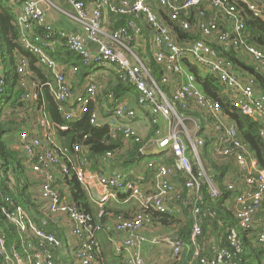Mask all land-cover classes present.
<instances>
[{"label": "built area", "instance_id": "1", "mask_svg": "<svg viewBox=\"0 0 264 264\" xmlns=\"http://www.w3.org/2000/svg\"><path fill=\"white\" fill-rule=\"evenodd\" d=\"M5 2L9 0H4ZM14 2L16 0H10ZM16 23L19 42L24 49L36 55L38 63L49 73L44 85L65 120L84 113L90 103L95 108L90 117L93 125H107L113 136L122 135L123 150L139 146V153L156 157L146 162L149 178L144 186L139 181L129 180L125 173L112 170L113 153L106 152L102 160L104 170H97L87 158L85 149L76 145L75 153L82 154L76 163L67 165V148L59 144L54 129L44 111L39 109V119L29 128L18 133L17 145L27 156L26 164L33 173L42 176L36 203L46 212L42 225L67 224V234L74 244L72 255L76 264H106L96 257L100 248L97 233L112 229L125 251L124 264H160L157 257L146 261L143 249L146 245L168 243L171 246V262L177 261L181 246L168 237L147 236L151 216L140 211L131 219L115 217L106 224L92 222L91 216L68 203L54 188V174L74 177L89 193V197L102 208L109 197L118 191L127 193L142 209H152L160 214H173L180 208V201L191 205L193 216L199 213L198 202L203 194L218 197L220 191L213 170L204 164L203 155L208 154L217 162L232 160L236 172L228 174L224 185L233 191L230 201L235 206V216L245 230L255 228L257 213L264 199V170L246 145L238 138L236 127L229 122L219 102L208 96L199 86L196 75L190 71L186 61L194 66L200 78L210 76L217 80L222 93L228 96L234 108L252 117L259 124L258 134L264 139V93L253 85L221 52L202 39H186L179 42L173 28L162 18L177 21L180 28L189 32L200 31L221 44L232 38L238 52L248 55L264 69V53L255 46H240L242 20L235 19L232 30H219L218 24L209 19L197 21L193 18L200 5L208 9L222 8L230 18L235 16L233 7L223 8L229 1H239L259 16L264 13L259 6L262 0H62L65 6L53 3L68 20L79 25L80 31L67 32L52 28L46 20L39 1L18 0ZM41 1V0H40ZM49 1V0H42ZM9 3V2H7ZM162 11V15H161ZM122 14L144 20L150 33L143 31L139 20L133 18L120 26H113L108 15ZM39 27L44 34L37 33ZM90 40L97 45L93 52L86 46ZM63 42L66 49L80 57L88 73L80 84L75 82L79 67L56 61L45 50L47 45ZM240 47L243 48L240 50ZM17 57L16 73L23 88L21 98L32 106L40 92L35 81L29 80L28 60ZM162 68L157 76L150 67L149 58ZM113 69L118 79L129 85L128 97L114 98L112 93L98 99L100 85L92 72L94 67ZM107 69V70H108ZM3 76L0 66V91ZM136 101V107L131 105ZM142 121L148 128L145 139L137 133L133 124ZM189 123L190 126H186ZM64 124L60 129H66ZM209 139L206 143L205 138ZM61 154V155H60ZM159 160V161H157ZM72 172V173H71ZM6 200H8L6 198ZM6 222L14 224L36 242H27L31 252L29 264H53L43 252L45 247H59L62 242L51 232L33 222L26 211L13 203L0 205V254L10 264H22L14 250L7 248L4 230ZM112 226V228H111ZM201 230L198 220L190 233L193 257L200 264H232L233 255L220 250L216 258L200 256L202 246L197 242ZM231 245L238 249L237 238L229 235ZM256 242L264 245V222L255 233ZM189 264V263H187Z\"/></svg>", "mask_w": 264, "mask_h": 264}, {"label": "trees", "instance_id": "2", "mask_svg": "<svg viewBox=\"0 0 264 264\" xmlns=\"http://www.w3.org/2000/svg\"><path fill=\"white\" fill-rule=\"evenodd\" d=\"M227 7H233L235 16L230 18L222 8L211 10L203 4L200 5L198 10L205 11L206 17H202L196 9L193 18L197 19V21L211 19L218 24L219 30L226 29L230 31L235 19L242 20L243 28L240 46L244 44L252 45L264 53V13L255 16L246 4L239 1H229L223 6L224 9ZM259 8L264 10V0H262ZM131 18L136 21L139 20L138 22L142 26L143 31L150 33V29L142 19L114 13L108 15V21L113 23V26L123 25ZM162 18L173 28V32L179 42L186 39L205 40L219 50L221 55L235 66L236 70L247 77V80L256 91L264 93L263 67L252 61L250 56L238 52L239 49L236 50L232 45L231 37L223 45L203 35L200 31L189 32L183 30L177 21H170L168 16L163 17L162 15ZM35 31L44 34L39 27ZM55 43L57 45L58 41ZM242 49L240 47V50ZM48 53L61 63H70L78 66L77 77L79 82H83L84 75L88 73V70L83 66L79 56L63 46H57L55 53L52 51H48ZM16 56L27 58L30 72L28 79L38 84L37 89L40 92V96L32 106H29L21 98L23 88L19 85V75L16 73ZM149 60L152 70L157 76H160L162 68L151 57ZM186 63L190 71L196 75L200 88L212 99L219 102L229 122H232L236 127L238 138L257 159L260 168L264 170V139L258 134V122L233 107L228 96L222 93L221 86L215 78L210 76L205 79L200 78L196 68L187 61ZM0 66L3 76L2 90L0 91V205L10 206L11 203L19 205L38 226H41L46 231H57L56 227H52L50 221H47L46 226L42 225V219L46 218V212H43L40 209V205L36 203L42 176L32 172L26 164L27 156L17 145L18 133L29 128L33 123L32 121H38L41 107H44L59 144L68 150L67 155H62L65 156L67 165L71 166L82 156V154L75 153L73 150L76 145H80L81 148L85 149L87 158L93 161L91 167L97 170H104L105 162L102 158L106 152H111L114 154L113 159L110 161L111 168L123 171L129 180H137L131 169H133L132 165L138 163L143 157L141 154L138 155L139 146L133 145L123 150L122 135L116 133L113 136L111 129L107 125H93L90 122V117L95 108L94 103H90L84 113L68 121L58 111L56 103L44 85L45 80L49 78V73L43 65L38 63L36 55L26 51L20 44L16 16L4 0H0ZM107 73L108 75L101 73L97 77L98 80H107L105 86L102 87L103 91L98 95V99H104L109 93H112L114 98H123L127 95L130 91L129 85L118 79L113 69H108ZM64 124L67 128L64 130L60 129V126ZM204 138L206 143H208L209 139L207 137ZM203 159L204 161L206 160L207 165L213 170L214 179L218 184L220 193L218 197L213 199L204 193L202 201L197 204L199 213L196 217L191 213V205L182 201L179 203V210L173 214H160L152 209H142L138 204L130 214H127L124 209L117 207L109 208L107 206L99 208L89 201V193L74 177L72 172L69 176L54 174L55 182L51 186L68 203L89 214L93 223L106 224L118 216L122 217V219H131L140 211H146L151 216L150 228L153 229V227L161 225L172 228L175 231L177 238L175 243L181 246V251L177 261L172 262L173 264H200L199 259L193 257V248L190 242V233L196 220H198L201 230L200 235L197 237V242L202 246L200 256L216 258L220 250H225L234 256L232 264H264V245L255 240V233L258 228L245 230L239 226L235 216V206L230 201L233 191L224 185L228 174L233 173V170L236 172V168H230L234 166V163L230 159L227 162H217L218 160H214L208 154H204ZM145 169L144 174L146 175L149 173V169L147 166ZM128 196L127 193L117 192L119 199H124ZM260 208L261 210L257 213V217L260 215L259 217L263 218L264 199L261 201ZM4 230L7 237L6 247L9 249L14 248L15 254L20 258L22 264H29L31 252L27 248V242L34 243L37 238L35 236H26L14 224L8 222H6ZM58 234L55 236L60 239V233ZM230 234L237 238L238 249H235L228 240ZM158 236H160V231ZM63 249L69 251L65 242H62L59 247L47 246L43 249V252L47 254L53 264H71L63 257L61 253ZM101 253L99 248L96 257L105 260L106 264H113L111 261L102 258ZM221 261L228 264L224 259ZM0 264H10L6 261L3 254H0ZM72 264H76L75 261ZM115 264L123 263L118 261Z\"/></svg>", "mask_w": 264, "mask_h": 264}, {"label": "crops", "instance_id": "3", "mask_svg": "<svg viewBox=\"0 0 264 264\" xmlns=\"http://www.w3.org/2000/svg\"><path fill=\"white\" fill-rule=\"evenodd\" d=\"M33 1H39L41 4V7L43 8L44 12H45V16H46V20L47 23L54 29L56 30H64L67 32H78L80 31V27L78 24H76L74 21H70L68 20L62 13H60L54 6H52L50 3H53L59 7H63L65 6V4L63 3L62 0H49V1H40V0H33ZM9 3H7L9 5V7L12 9L14 15L16 16V10L17 7L20 6V1L16 0L14 2H11L10 0L7 1ZM57 46H64L63 42H58V44L56 45H47L46 47V51H52V52H56L57 51ZM97 46L95 45V47L90 48L93 52H95L97 50ZM57 61V60H56ZM59 62V61H58ZM70 64V63H68ZM104 73V72H101ZM104 75H108V73H104ZM107 79V78H106ZM107 80L104 79V81L101 80H97V82H99L100 85V92L103 91L102 87L105 86V84ZM75 82H77L78 84H80L81 82H79V78L76 77L75 78ZM124 97H128V95H125ZM131 105L133 106H137L136 105V101L131 100ZM134 129L138 132L139 135H141L143 138H147L148 137V128L146 127V125H144V123L141 121H137L133 124ZM159 161V160H157ZM225 162L229 161V160H224ZM231 169L236 168L235 165L233 167H230ZM113 170V169H112ZM117 170V169H114ZM119 172L124 173L123 171L117 170ZM131 171L134 172L135 176L137 177L136 181H139V183H141L143 186L145 184H147V179L149 178L148 176H146L144 173L146 171V169H140V168H133L131 169ZM37 199V196H36ZM37 201V200H36ZM89 201L97 206L94 201L91 200V198L89 197ZM129 204L130 208H129ZM109 206V208H120V209H124L125 211H127V214H130L131 212H133L134 208H136L138 205L137 203L132 200L127 198L124 199H119L117 197V193L114 196H111L108 198V200L104 203L103 207H107ZM98 207V206H97ZM46 216V215H45ZM264 222V217L263 218H258L256 216L255 219V227L259 228ZM52 227H56L57 231L54 228V232H52L54 235H57L58 233H60V241L61 242H65L67 247L69 248V251H71L72 253V249L74 248V244L70 241V238L68 237L67 234V224H62V222L60 223H51ZM112 228V226H111ZM157 228V229H156ZM160 231V236L161 237H168L169 240L171 242H175L177 240L176 238V234L175 231L172 228H168V227H164L161 225H158L156 227H153L145 230L144 232L146 233V235L152 236V235H158V232ZM156 233V234H155ZM59 235V234H58ZM97 240L100 244V249H101V254H102V258L111 261L113 264H115L116 262H121L124 264V260H125V251L122 249L121 247V243L119 241V239L115 238V234L114 231L112 229L109 230H102L100 232L97 233ZM14 250V248H12ZM172 252H171V246L168 243H160L159 245H146L143 249V257L146 261L151 260L154 257H157L159 259V263L160 264H173L170 261ZM105 261V260H104Z\"/></svg>", "mask_w": 264, "mask_h": 264}, {"label": "rangeland", "instance_id": "4", "mask_svg": "<svg viewBox=\"0 0 264 264\" xmlns=\"http://www.w3.org/2000/svg\"><path fill=\"white\" fill-rule=\"evenodd\" d=\"M107 67H94V68H92V72L93 73H95V75L96 74H98V73H101V72H104V73H107ZM186 126H190V124L189 123H186ZM138 133V132H137ZM157 159L156 157H147V156H143L142 157V159L138 162V163H136V164H133L132 165V168H140V169H145V167H146V162L148 161V160H150V159ZM203 162H204V164L205 165H207V162H206V160L204 161V159L202 160ZM93 162V161H92ZM208 166V165H207ZM233 173H234V170H233ZM227 179L229 180V181H231L232 180V178L229 176V177H227ZM130 205L131 204H129V208H130ZM262 212H264V209L262 210ZM260 216V215H259ZM258 216V217H259ZM259 218H261V217H259ZM61 253H62V255H63V257H65V259H67L71 264L72 263H74V260H73V256H72V253H71V251H68L67 249H63L62 251H61Z\"/></svg>", "mask_w": 264, "mask_h": 264}, {"label": "water", "instance_id": "5", "mask_svg": "<svg viewBox=\"0 0 264 264\" xmlns=\"http://www.w3.org/2000/svg\"><path fill=\"white\" fill-rule=\"evenodd\" d=\"M95 45H96V44H94L92 41H90V40L87 39V41H86V46H87L88 48H93V47H95ZM96 46H97V45H96ZM138 155H140V153H138Z\"/></svg>", "mask_w": 264, "mask_h": 264}]
</instances>
